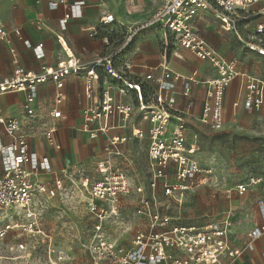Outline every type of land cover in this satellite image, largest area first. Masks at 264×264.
I'll return each mask as SVG.
<instances>
[{
	"label": "built area",
	"instance_id": "obj_1",
	"mask_svg": "<svg viewBox=\"0 0 264 264\" xmlns=\"http://www.w3.org/2000/svg\"><path fill=\"white\" fill-rule=\"evenodd\" d=\"M41 0H38V2ZM156 10L146 22L127 29L119 47L86 62L67 47L63 34L58 42L68 57L55 66L42 65L38 70L18 66L13 74L0 77V95L23 92L26 97L19 115L6 117L0 107V264H28L31 248L24 241L12 242L14 235L30 238L46 236L45 260L41 264H69L71 260L60 245L42 228L43 213L53 199L87 206L91 226L78 231L85 264H226L224 258L235 260L244 249L231 244L234 226L229 210L221 218L204 224L176 214L185 202V195L206 183L213 182L212 170L200 157V146L188 139V126L179 115L176 87L183 81L184 95H189L192 76H182L172 69L171 49L178 45L193 52L198 64L208 62L216 76L206 81V100L200 114L201 124L212 130L225 126V98L230 83L239 75L236 59H226L201 35L197 25L200 15L209 13L226 31H232L254 16L248 8L264 0H154ZM66 7L61 18L65 30L71 18L81 17L85 0H49L51 9ZM117 22L113 13L103 12L101 26ZM44 23L39 22V27ZM159 28L162 60L159 73L150 72L145 81H129L125 69L116 67L115 58L131 46L146 29ZM10 33L22 36L19 27L8 29L0 18V45L11 44ZM257 34L264 36V22L257 25ZM108 41V38L105 37ZM262 41V40H261ZM37 58L45 57L43 42L24 40ZM250 48L264 55V49ZM15 54L16 49L11 46ZM177 56V55H176ZM14 62L18 60L14 58ZM84 71L85 104L82 108V129L92 140L103 139L101 157L92 168L73 165L55 171L51 160L31 148V139H43L61 149L56 138L64 117L62 103L66 99L64 82L70 75ZM149 80L157 83L154 90ZM243 106L260 109L264 103V81L244 75ZM55 85L57 92L44 106L39 104V89ZM154 91L147 100L145 91ZM135 93L137 104L125 103L117 95ZM192 106V102L189 103ZM138 111L148 126H133L129 133L132 113ZM148 141V167L138 169L137 152L129 145ZM260 178L252 177L236 185L244 194ZM135 198L129 207V199ZM262 223L247 234L245 249L255 250V243L264 236V199L257 201ZM132 208V213L129 209ZM132 215V217H131ZM131 220H134L131 222ZM14 243V244H13ZM7 251L11 256L1 253ZM264 256V254H263Z\"/></svg>",
	"mask_w": 264,
	"mask_h": 264
},
{
	"label": "crops",
	"instance_id": "obj_2",
	"mask_svg": "<svg viewBox=\"0 0 264 264\" xmlns=\"http://www.w3.org/2000/svg\"><path fill=\"white\" fill-rule=\"evenodd\" d=\"M74 1L77 0H68L69 3ZM85 1L86 5L83 8V15L71 18L65 30L61 29L60 24L61 18L66 12L64 5H60L57 9H51L49 0H41L39 2L38 0H8L0 3V18L3 24L8 29L19 27L22 33L21 37L10 33L11 44L2 43L0 45V77L13 74L18 66L29 70H38L42 65L55 66L66 59L68 55L57 40V35L60 33L65 36L67 47L70 51L84 61L89 62L97 56L117 49L127 29L146 22L152 17L157 7L154 0ZM261 7L260 3L251 5L248 11L252 14L254 13V16L243 21L237 29L232 31L224 30L209 13L200 15L197 19L200 35L223 57L229 60H237L239 75L230 83L226 90L225 123L228 113V96L229 91L232 90L233 83V86L237 87L241 83L243 87L244 75H258L259 69L253 59L256 60L257 55L264 58V55L250 48V45L254 44L258 48L264 49V36L257 34V25L264 22V15L258 13ZM103 12L113 13L117 22L101 26L99 18ZM41 21L44 23L43 27H39V22ZM105 37L108 38V41L105 40ZM25 39L30 40L34 44L43 42L46 52L45 57L37 58L34 50L25 45ZM11 46L16 49L15 54L10 51ZM14 58L18 60V63L14 62ZM171 59L174 72L182 76H192L199 81L192 83L189 95L183 94L184 85L182 80L177 83L176 87L175 98L177 108L180 111L179 115L185 119L189 129L194 122L201 124L200 114L208 89L206 81L215 77L216 72L208 62L198 64L192 51L178 45L172 47ZM161 60L160 30L159 28H149L143 31L131 46L115 58V65L125 69V64L128 63L130 68L124 70L127 78L129 81L137 82L145 81L147 74L150 72L158 74ZM254 73L256 74L254 75ZM256 77L264 81L260 76ZM149 84L156 90L157 83L155 81L149 80ZM64 91L66 99L61 106L64 117L58 121L59 128L56 134V138L61 144V149L48 145L43 139H31V148L38 151L41 155L48 156L55 171L69 169L73 165H84L87 168H92L95 161L101 157L104 140H92L81 127L82 108L85 104L84 71L81 75L73 74L67 77L64 82ZM56 92L57 88L55 85L40 86L38 105L44 106L54 97ZM153 95V90L145 91L147 100H153ZM239 96L237 95L230 102H233L235 106H238L239 103L243 106L244 95L241 99ZM25 97L26 95L23 92L0 95V107L3 115L6 117L19 115V107L24 102ZM117 97L125 103L137 104L135 93L124 96L118 94ZM190 102H192V106L189 105ZM128 124V129L119 132L129 133L133 126L144 128L148 126L147 122L141 120L136 110L132 113ZM0 132H3L1 125ZM147 145V140L129 145V149L137 152L135 157L138 169H146L148 167ZM235 190L237 191L236 187ZM228 192L231 193V191ZM260 198L264 199V197L256 199L258 221L247 229L246 234L262 223V216L257 205V201ZM183 205L177 209L176 214L182 218L191 219L198 224L208 223L221 218L229 210H232L233 220L235 217L233 208H228L218 215L212 214V216H208L206 220H199L194 216L185 215L182 212ZM246 242L235 243L232 228V247L243 248L244 252L235 260L225 257L226 264H264V236L256 241L255 250L253 251L245 249Z\"/></svg>",
	"mask_w": 264,
	"mask_h": 264
},
{
	"label": "rangeland",
	"instance_id": "obj_3",
	"mask_svg": "<svg viewBox=\"0 0 264 264\" xmlns=\"http://www.w3.org/2000/svg\"><path fill=\"white\" fill-rule=\"evenodd\" d=\"M7 1L0 0V3ZM253 62L259 69L256 76L264 79V58L257 55ZM233 85L229 91L227 120L223 129L215 131L198 122H194L188 129V139L199 144L203 162L212 170L213 182L188 192L182 212L199 220H206L212 214L218 215L228 208H233L234 241L243 243L247 240V229L258 221L256 199L264 197V103L257 110L245 109L241 103L235 106L230 100L237 95H240V99L243 97L245 84L243 83V87L241 83L239 87ZM252 177L260 178L261 181L252 184L244 194H239L235 190L236 185L239 182H247ZM133 201L136 199H129V207L133 206ZM132 211V208L129 209V213ZM42 224L45 232L51 233V242L60 245L59 247L70 255L69 264L87 262L78 234L83 227L89 229L91 226L87 206L53 199L44 210ZM19 240L35 245V248H31L28 264H41L40 259L45 260V247L50 242L49 238L44 235L33 238L14 235L10 238L12 242ZM1 254L11 256L6 250ZM4 261L11 264V260Z\"/></svg>",
	"mask_w": 264,
	"mask_h": 264
}]
</instances>
